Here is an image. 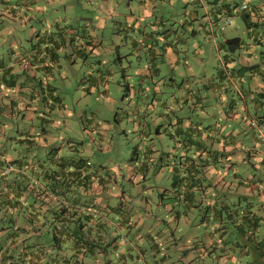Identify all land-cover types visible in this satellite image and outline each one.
I'll list each match as a JSON object with an SVG mask.
<instances>
[{
	"label": "rangeland",
	"instance_id": "1",
	"mask_svg": "<svg viewBox=\"0 0 264 264\" xmlns=\"http://www.w3.org/2000/svg\"><path fill=\"white\" fill-rule=\"evenodd\" d=\"M227 2H245L249 8L232 14L233 20L220 32L221 37L244 36L243 15L250 14L252 6L264 7V0ZM161 18L167 30L158 32L164 29ZM153 20L157 22L154 25ZM208 26L205 6L196 0H0V59H7L11 47L18 52L31 50L38 38H49L55 59L47 76L45 71L35 70V64L29 63L25 69L18 66V86L23 88L18 89V103L0 91V146L10 156L25 149L26 154H36L44 163L54 157L71 161L72 169L79 165L80 179L69 183L68 192L77 194L81 205L91 209L83 206L84 212L92 214L90 222L79 213L72 223L76 228L80 219L86 222L82 233L86 246L96 243L94 253L77 254L69 244L61 243L63 249L53 253L55 264H235L234 258H228L239 248L228 246L239 235V228L229 218L232 201L222 195L255 193L250 200L259 207L255 196L261 187L245 190L230 168L225 178L235 183H217L211 188L207 183L212 173L206 169L203 186L195 190L191 200L174 197L173 189L177 188L171 171L160 169V152L152 149L161 145L163 135L154 129L160 126L159 115L165 106L152 103V97L144 94L147 90L135 88L134 77L146 59L143 43L132 45V28L147 30L146 42L159 45L161 51L166 37L168 45L177 49L174 64L168 63L163 52L155 59L162 79L173 75L178 82L183 78L195 85L220 65L216 48L212 50L205 40ZM177 37L186 42H178ZM101 74L103 78H99ZM91 78L95 81L88 86ZM126 82L134 86L128 90ZM103 88H107L106 93ZM181 91L168 87V102ZM172 108L174 105L167 107ZM149 125L152 129L147 133ZM27 130L34 134L33 145L17 139L27 137ZM45 137L51 142L45 143ZM164 141L169 140L164 137ZM252 172L255 178L263 179L259 184L264 186V166ZM246 183L251 185L249 179ZM208 194H216L219 215H213ZM97 203L99 209L95 208ZM47 229L44 226L39 234L28 232L23 241L48 244L53 235ZM238 259L239 264H247L248 256Z\"/></svg>",
	"mask_w": 264,
	"mask_h": 264
},
{
	"label": "trees",
	"instance_id": "2",
	"mask_svg": "<svg viewBox=\"0 0 264 264\" xmlns=\"http://www.w3.org/2000/svg\"><path fill=\"white\" fill-rule=\"evenodd\" d=\"M216 1L219 2L217 6L214 4V2ZM196 2L203 5L200 0H196ZM208 2L210 3L208 4V11L212 16L213 22H217L218 13L234 14L239 10L243 11L249 8V5L246 3L247 7L244 9H240V4H231L227 2V0H208ZM254 10L256 11V13H259V11L264 10V7L261 8L257 5L252 6L251 12ZM262 15H264V11ZM246 18H248V20L245 21ZM257 18L258 17H256V20ZM260 18L261 19L258 22V25L255 20L250 19L249 13H245L243 15V19L246 24L244 36L231 35L224 37L223 35L221 37L222 33L220 32H222L226 26L224 28L216 27V29L214 28L212 30L206 28L209 39L214 43L211 45L216 48L218 52L220 65L215 73H213L210 77L205 78V80L203 81L204 83H202V81L201 83L204 84L205 88H207L208 86L210 87V90H212L211 96H213L214 100L221 102L223 96L226 95V92H228V87L226 85L229 83V79L226 77L233 78L235 76H239V73L242 72V70L247 69L248 71L250 70V72H252V70H254L255 68L256 72H253V74L264 76V68L259 66V63L264 60V28H260V26L264 27V16H261ZM161 22L163 24L166 23L164 22V18H162ZM143 31L144 30L141 27L132 28L133 35L131 38V42L133 47H136L138 45V42L143 43L144 56H147L145 53L147 50L152 54L156 50H154V43L146 42L145 37L147 36L143 34ZM136 32L139 34V36L136 35ZM149 35L151 36L150 33ZM248 39L249 41H247ZM169 42L170 41L168 40V43ZM12 43L14 47L17 46L14 42ZM49 43V38H47L46 41L43 38H38V41L36 42V44H34V47L31 50L27 49L25 51L18 52V48L15 49L11 47L10 54L6 56L7 59H0V91L3 97L7 99L12 98L11 100L13 102L16 100L18 103V89H23L22 86H18V66L22 69H25L26 67L30 66L29 63L35 64V70L39 69L41 71H45V76L48 75V73L50 72L49 69L51 67V64H54L55 62L53 56V47H51ZM247 44H253L257 46V49H255L254 51H257L259 55V62L245 65L244 63H240L237 60L240 55V52L237 51L239 48H244L242 53L245 55H250L252 53ZM260 47L261 49H259ZM221 49H223V53L220 52ZM145 66L150 70L148 72H142L141 70V72H137L134 77L136 82L135 88H139V90L141 91L147 90L148 92L144 94L148 96V98H150V96L152 97V103H154V100H156V102L159 101L162 94L163 105L167 104V107L174 105V108H172L170 112H166L168 117L166 122H164L163 120L160 121V123L158 124L160 126L154 129L156 133H160L163 136L160 137V147H154L152 149L160 152L158 156L160 161L158 163V166L160 167V169L164 170L165 168L166 170L171 171V174L173 176V185L177 188L173 189L175 190V194L173 196L180 199V201L186 202L191 200L195 196L194 193L195 190L198 189V187L203 186L202 174L206 170V160L214 154L217 155V152H220L219 154L226 157H228V155L230 154L228 152L214 149L208 150V152L202 155L201 149H198V145L203 143V132L205 131H209L213 134L221 133V136H214V139H221L222 135L225 134L223 132L222 126L224 122L222 120H215L210 123L200 125V120L192 119L193 115L191 114V112L193 111L195 104L193 106H191V104L196 100L191 101L189 99L191 97V93H193L197 89H201L202 84L196 83L195 85H192L191 83V85H188L187 87H182L181 85L184 81L183 78L178 82L174 79L173 75L169 76V80L167 79V77H165V79H163L165 83H158L157 81H159L160 79V68L157 65L151 63L149 59L146 61ZM32 74L35 75V71H33ZM137 75L138 77H136ZM103 76L104 75L101 74L99 75V78H103ZM144 78H146L147 80H145ZM225 78L228 80H225ZM94 81L95 80L91 78L88 86ZM46 84L48 85L49 82L47 81ZM133 86L134 85L132 82H126V87L128 88V90ZM170 86L182 89V91L178 93V97L173 95V97L171 98L172 101L168 102L170 98H166V90ZM3 88H8L10 90L12 89L14 93H7L6 90H2ZM102 92L106 93L107 88H103ZM263 94V91H256V99H264V97H262ZM179 99L182 101V103L180 104V108H184L182 106H185L187 108L188 106L189 114L187 116L180 114V112L177 113L175 110L176 103ZM260 102H262L261 105ZM258 103L257 104L260 106L257 107H262L264 109V100L258 101ZM11 105L12 104L10 103V106ZM195 113L196 112H194V114ZM261 115L264 119V113ZM261 115L258 114L257 116L260 118L262 117ZM186 118L188 119V122L184 121ZM249 124L252 128H254L251 122H249ZM151 129L152 127L149 125L146 132H151ZM26 132L28 134L27 137L17 139H19L20 141L26 139L28 142H30V144L33 145V143H35L34 134L29 130H27ZM255 136L257 140L261 142L257 134ZM164 137L169 140L168 142H166V144H164ZM233 141L234 140L232 139V142ZM261 143L264 144L263 142ZM0 145L2 144L0 143ZM24 150H18V155L16 156H10L8 153L6 155L4 153V147L0 146V212H2L0 213V219L2 220L0 224H3V221L4 223H7L0 225V264H30L26 259L33 252L31 248L36 246V243L39 244L43 242H40L38 240L31 241V244L24 242L23 240L28 236V232H30V230L22 228L21 223L25 221L32 224L34 223V221H36V217L40 213L41 207H36L35 203L38 201L40 202V199L41 202H43L47 201L46 197L49 194H55L56 192L61 193L64 191L68 192L66 190L70 189L71 184L69 185V183H73L77 179H80L79 176L81 174V170L79 168V165H75V167L72 169L70 165L71 161H66L65 159L56 160L54 157L50 158V163H44L41 158H38L36 154H33L31 157L26 154ZM262 150L263 152L261 158L257 160L259 163V167L262 165L264 166V145L261 147V151ZM147 152L148 159L151 160L153 158V156L151 155V151L147 150ZM34 155L37 158L36 160L35 157H33ZM245 156L247 158V162L241 164H246L244 166V169L243 166L240 169L234 168L233 164L238 165V163L231 157L227 158L228 161H225L224 163L221 162L220 165H218V169L221 170V168H223V170L225 171L224 174H226L228 173V170L232 168L234 174H237L239 176L238 183L245 184L243 187L245 188L246 186L247 188L245 190H247L255 187L253 184L255 183V180L257 178L259 179L258 181H263V179L259 176L255 178L254 172H252L253 168H259L255 165L256 159L254 157V154L251 155L249 153V150H247ZM197 159H199V161H197ZM220 174L222 175V173ZM224 174V182H216L215 184L222 183L223 185H225L228 183H235L234 181L228 182V180L225 178L226 175ZM84 177L87 178L88 174H84ZM248 179L251 181V185H248L246 183ZM215 184L213 185L212 181L209 180L207 186H215ZM194 185H197L198 187L193 189L192 187ZM256 185L257 187L261 186L259 182ZM258 189L259 188H257V190ZM237 194L246 195L247 201H242L241 206L238 205L237 202H232V207L229 206V209L231 210L229 218L231 222H235V224L239 228V235H236L231 240L230 243L232 246L228 247L239 248V252L236 254L237 257L241 256V253L247 255L248 259L245 261L247 262V264H249V262L250 264H254L256 262L261 263L264 261V243L261 242L257 245L251 243L254 234L259 235L256 233V226H258L260 223V221H258V214L254 207V202L250 200L249 196L254 195L255 193L245 194L244 192H239ZM38 195L41 196L37 200ZM208 195L214 197L212 206L210 205L211 208H214L215 210L213 211L214 216L219 215L221 207L214 204L216 194ZM68 196L71 206L70 218L63 227L58 228L59 226L57 225V223L54 224V230L56 231L53 230L52 238L59 244L64 241L65 238L71 237L72 240L75 239V242H73V244L69 243L68 246H70L72 249L74 248L75 253L82 254V252H86L87 250H89L91 253H94L96 243L91 242L90 247L88 245L86 246L85 241H87V238H85L82 233V228H84V223L86 222L82 223V220L80 219V224L76 228V225L72 223V220H74L75 216L79 213L83 214L82 216L85 218V221L90 222L92 214L90 212H87L86 210L85 212L83 211V206L86 204L81 205L80 199L77 194H69ZM199 196L200 195H198V197ZM205 196L206 195H203L202 197ZM224 201L226 200H221V202ZM96 205L97 206L95 208L99 209L100 204L97 203ZM86 206L87 210H91L89 205ZM54 213L56 214V216L61 215V212L56 209L53 210L52 214ZM17 214L18 218L16 217ZM40 214L42 215L41 228L43 229L44 226H47L46 221L48 218L46 214H42V212ZM51 221H53L52 217ZM74 228L75 230H73ZM72 234H75L76 237H73ZM243 235H245L247 240L249 241V243H247L246 245L239 242ZM262 237H264V232L262 233ZM74 243H76V245H74ZM252 248H254V250ZM250 249H252L253 251H250ZM32 254L30 256H32ZM53 256L54 254L52 255V258ZM28 259L30 260L31 257H29ZM52 260L56 262L57 258L54 256ZM238 261L239 259H236L235 264H239Z\"/></svg>",
	"mask_w": 264,
	"mask_h": 264
},
{
	"label": "crops",
	"instance_id": "3",
	"mask_svg": "<svg viewBox=\"0 0 264 264\" xmlns=\"http://www.w3.org/2000/svg\"><path fill=\"white\" fill-rule=\"evenodd\" d=\"M263 11L261 10L259 11V13H256L255 10L252 11L249 15L252 14L253 16H255V18L251 19L250 17V19L255 20L258 24V22L261 19L260 17L264 16L262 15ZM256 17H258L257 20H256ZM246 20H248V18H246L245 21ZM161 21H162V18L159 20V22L162 23ZM151 23L154 25L157 22L153 20L151 21ZM162 25L164 29L159 30L158 32H163L167 30L166 23L164 24L162 23ZM260 28H264V27L260 26ZM143 30H144L143 34L147 36L148 31L145 29ZM169 31L171 32V30ZM192 33H195V30H192ZM163 36H165V33H163ZM224 37L226 36L224 35ZM176 40L178 42L180 41L186 42V40L183 39V37H177ZM205 40L207 41V43L214 44L213 41L210 40L208 36H205ZM247 41H249V39ZM162 44H163L162 51L159 45H155L154 50H156L155 51L156 53L154 52L152 54L148 50L145 52L147 55L145 56L146 61L149 59L151 63L157 65L159 68L161 67L159 66V61L155 60L159 54L163 52V56L165 59H168V63L174 64L175 58L177 57V53H178L175 47L168 45L170 43H168L167 37L164 39ZM247 46L250 48L252 53L250 55H245L240 52L239 58L237 60L240 63H244L245 65L252 64L254 62H259V55L257 51H254L255 49H257V46L253 44H247ZM261 47L259 49H261ZM211 49L213 50L214 47L211 46ZM259 66L264 68V60L259 63ZM140 70L142 72H146V71L148 72L150 69L144 65L143 67H141ZM140 70L139 72H141ZM253 72H256V68L252 70V72H250V70L248 71L247 69L242 70V72L239 73V76H235L233 78L226 77L229 79V83L226 85L228 87V92H226V95L223 96V99L221 102L214 100L213 96H211L212 90H210L209 86L205 88L204 84H202L204 83L203 81L201 83L202 84L201 88H203V90L197 89L193 93H191V97L189 100L191 101L196 100L194 103L191 104V106L195 104V107L193 111L191 112V114L193 115L192 116L193 120H200L201 122L200 125H204L206 123H210L215 120L217 121L222 120L224 122L222 126H223V132L225 134L222 135L220 140L214 139V136L215 135L221 136V133L213 134V133H210L209 131H205L203 132V143L198 145L199 148L196 146L199 150L201 149L202 155L208 152V150H214V149L230 153L228 157H226V156H222L221 154H219L220 152H217L218 153L217 155L214 154L211 157H209V159L206 160L205 167L206 169H210V172L212 173L210 180L212 181L213 185L216 182H224L223 174L225 171H223L221 175L219 172L220 170L218 169L219 168L218 165H220L221 162L224 163L225 161H228L227 158L229 157H231L238 163V165L233 164L234 168L240 169L243 166V169H244V166L246 164L245 165L244 164L241 165V164L244 162H247V158L245 154L247 153V150H249V153L251 155L254 154V157L256 159L255 165L259 167V163L257 160L261 158V155L263 152V150L261 151V147L264 144H262L261 142L257 140L255 136L256 135L255 129L251 127L249 122L251 118H255L264 128V119H263V116L261 115L264 113V109L262 107H257L262 104V102H260V105H258L259 104L258 101H262L264 99L263 98L256 99L255 97L256 91L264 92V76L253 74ZM192 75H195V74H192ZM226 78L225 80H228ZM157 82L165 83L161 77L159 81ZM188 85H191V83H189L188 81H184V83H182L181 86L187 87ZM195 96H197L198 98ZM262 97H264V94ZM162 101H163L162 99H160L157 102L156 100H154V104H157L158 102H162ZM227 101H228V105H227ZM181 103L182 101L179 99L176 103L175 110L177 113L180 112V114L187 116L189 114L188 108L186 109L180 108ZM164 106H165V109L164 111L163 110L161 111L159 118L161 121L163 120L164 122H166L168 118L166 112H170L171 109L170 110L167 109V104ZM194 112L196 113L194 114ZM258 114H260L262 117L259 118L257 116ZM184 121L188 122V119L186 118ZM45 139H46L45 143L51 142V140L50 141L47 140V137H45ZM232 139L234 140L233 142H232ZM20 151H23V150H20ZM197 161H199V159H197ZM225 170H226V167H225ZM258 180L259 179L257 178L253 185L256 188L261 187V189H259V193L255 196V201L259 203V207L254 206L255 209L257 208L256 212L258 214V221H260L259 225L256 226V233L259 235L254 234L253 240H251V243H254L256 245L260 244L261 242L264 243V237H262V233L264 232L263 231V228H264V186L261 185L260 187H257L256 184H258L259 182ZM196 187L198 186L194 185L192 188L194 189ZM246 188L247 187L245 186L244 189ZM69 194H70L69 192H65V191L61 193L56 192L55 194L53 193V194L47 195L46 197L47 201L41 202V199H40V202L38 201L35 203L36 207L38 208L41 207L40 213L42 212V214L47 215L48 219L46 222L48 226V229H47L48 233H53V230L55 227L54 224L56 223L57 219L63 220L61 221L60 224L57 223V225L59 226L58 228L65 226V223L68 222L69 219H66V216L69 215V218H70V212H71L70 199L68 196ZM40 196L41 195L37 196V200L40 198ZM222 196L225 198H229V200H231L232 202H237L238 205L240 206H241L242 201L244 202L247 201V196L243 194H237V195L224 194ZM249 196L251 198L252 195H249ZM207 200H209L210 202H213L214 197L208 195ZM53 208L60 211L61 215L56 216L55 213L52 214L54 210ZM211 209L215 211L214 208H211ZM40 213L37 215L36 221H34V223L31 224L25 221L22 222L21 223L22 228H26V230H30V232L32 233L39 234L42 229L41 228L42 227V223H41L42 215ZM213 215H214V212H213ZM51 217L53 218V221H51ZM73 242H75V239L72 240L71 237L70 238L67 237L61 243H65V244L72 243L73 244ZM239 242L243 243L244 245L249 243L245 235L241 237ZM61 243L58 244L54 239L51 241H48V244H45V245H43V243H39V244L36 243L37 245L31 248L33 250L32 252L33 254L31 253L32 256H30L31 254L29 255L31 259L29 260L28 259L29 257H27L26 260H28L30 264H55V262L52 260L54 258V256L52 258V255L56 249H63L64 246H62ZM74 245H76V243H74ZM185 245L187 246V244ZM241 256H247V255H244L243 253H241ZM225 258L227 257L225 256ZM233 258L234 260L238 259L237 255L234 253L232 254L231 258H228V259L233 260Z\"/></svg>",
	"mask_w": 264,
	"mask_h": 264
},
{
	"label": "built area",
	"instance_id": "4",
	"mask_svg": "<svg viewBox=\"0 0 264 264\" xmlns=\"http://www.w3.org/2000/svg\"><path fill=\"white\" fill-rule=\"evenodd\" d=\"M201 3L205 6L206 9V14H207V19L209 22V26L208 28L210 30L214 29L215 26L220 27V28H224L226 25H229L233 18H232V14H226V13H218V19L217 22H213L212 20V16L210 15L209 11H208V4H210L208 2V0H200ZM218 1L214 2V4L217 6L218 5ZM240 9H244L247 7V4L245 2L240 4ZM252 126L255 128L256 134L258 136V138L261 140V142L264 143V129L261 126V124L258 122L257 119L255 118H251L250 120Z\"/></svg>",
	"mask_w": 264,
	"mask_h": 264
}]
</instances>
